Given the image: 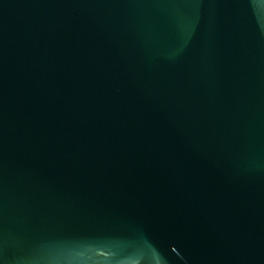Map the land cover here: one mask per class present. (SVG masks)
<instances>
[{"label":"water","instance_id":"1","mask_svg":"<svg viewBox=\"0 0 264 264\" xmlns=\"http://www.w3.org/2000/svg\"><path fill=\"white\" fill-rule=\"evenodd\" d=\"M0 264H264V0H0Z\"/></svg>","mask_w":264,"mask_h":264}]
</instances>
